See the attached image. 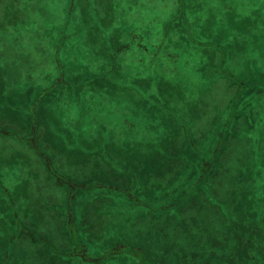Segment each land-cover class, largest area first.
Segmentation results:
<instances>
[{
    "label": "rangeland",
    "instance_id": "obj_1",
    "mask_svg": "<svg viewBox=\"0 0 264 264\" xmlns=\"http://www.w3.org/2000/svg\"><path fill=\"white\" fill-rule=\"evenodd\" d=\"M0 30V264H140L158 240L166 258L152 152L174 129L223 119L264 155V0H0Z\"/></svg>",
    "mask_w": 264,
    "mask_h": 264
},
{
    "label": "trees",
    "instance_id": "obj_2",
    "mask_svg": "<svg viewBox=\"0 0 264 264\" xmlns=\"http://www.w3.org/2000/svg\"><path fill=\"white\" fill-rule=\"evenodd\" d=\"M231 114L227 118L244 119L242 113ZM227 125L222 119L216 128L194 129V138L189 129L177 128L172 134L181 133V143L164 149L153 147L151 181L166 190L163 196L168 198L167 205L160 211L166 216L167 227L177 229L178 236L176 241L168 239L171 251L166 258L158 253H164L162 240L152 242V247L148 244L144 254H139L138 247L130 249L140 264H264V200L259 199L263 201H258L259 210L241 209L251 200L249 195L257 198L262 194L264 155L261 146L258 152L253 150L255 140L249 130L237 124L228 129ZM208 130L210 136L205 138ZM251 172H259V177L251 178ZM247 187L251 189L246 196ZM246 216L252 223L248 224ZM208 218H214L216 227L199 236L200 219ZM62 219V227H73L71 211ZM152 220L159 223L155 217ZM58 229L63 235V229ZM63 240L68 238L63 236ZM49 242L54 243L52 239ZM115 247L124 250L120 245Z\"/></svg>",
    "mask_w": 264,
    "mask_h": 264
},
{
    "label": "flooded vegetation",
    "instance_id": "obj_3",
    "mask_svg": "<svg viewBox=\"0 0 264 264\" xmlns=\"http://www.w3.org/2000/svg\"><path fill=\"white\" fill-rule=\"evenodd\" d=\"M0 32H1V30H0ZM78 235H76V237H77ZM67 236H65V238H66ZM76 237L73 235V237H72V235H71V241L69 242L68 240H63V241H65V244H64V247L66 246L67 247V245H68V247H69V252H74V253H81V257H83V259H84V255H82V253H83V250L82 249H84V246L81 244L80 246H81V248L82 249H80V250H77L76 249V246L78 245V240L76 239ZM79 246V245H78Z\"/></svg>",
    "mask_w": 264,
    "mask_h": 264
}]
</instances>
